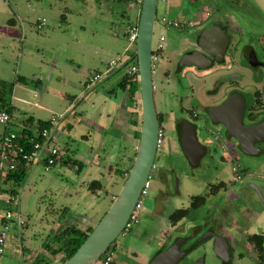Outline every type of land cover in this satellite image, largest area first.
Masks as SVG:
<instances>
[{"label":"rangeland","instance_id":"1","mask_svg":"<svg viewBox=\"0 0 264 264\" xmlns=\"http://www.w3.org/2000/svg\"><path fill=\"white\" fill-rule=\"evenodd\" d=\"M26 1H0V80L6 82L5 103L9 106L13 104L15 107L12 130L18 131V127L29 117H34L35 120L37 118L49 120L55 117L58 125L60 123L61 125L57 126L58 134L54 135L52 143L62 151L67 147L69 150L67 149L68 153L64 155L63 160L56 162L47 171L42 164H38L32 172L31 167L24 183L19 188H15L17 202L13 205L0 204L4 210L11 211L15 224L14 228L9 224L8 239L5 251L0 255V264H29L37 253L47 256L53 264H59L62 255L57 252V247L46 244L49 234L74 225L78 215L91 218L95 222L100 220L111 205L112 196L119 193L126 178L115 179L117 184L111 187L110 184L114 181L113 179L111 181V177H108L106 172L76 171L77 168L72 163H63L65 159L72 160L76 157L74 150L80 143L79 141L76 145L68 143L67 132L62 133V127L66 121H70L66 112L62 113V108L69 101L67 103L66 98L61 99L54 93H50V97L46 94L42 97L45 89L36 90L33 81L39 79L45 82L48 68L51 67V59L54 58V47L57 46L55 43L60 40L66 41V37L80 35L82 24H87L86 28L91 27L98 32L110 28L113 31L117 29L127 47L124 51V61L117 66L116 73L92 85L93 90L100 89L101 86H113L119 83V78L122 76L129 78L127 72L130 66L136 63V59H131L134 51L125 33L132 20L131 15L135 10L140 13V8L128 0H63L61 5L66 11L62 14L69 22L66 29L61 26L63 24L60 17H56L58 15L54 11L59 7L57 4L54 5V0H38L39 4L35 0H30L31 5ZM195 1L197 2L193 3V6L184 5V14L198 12L204 6L202 14H208L207 17L196 18L199 24L192 26L182 21L180 14L183 12H180L178 15L180 20L176 21L179 27L176 28L160 25L162 18L170 21L175 14L169 12L167 2L158 0L152 44L155 45L162 34L164 48L159 54L156 73L153 74L154 101L157 109H159L160 96L158 92L161 89L160 82L164 73L171 70L178 61L180 63L186 50L194 49L193 42L196 33L200 30L199 25L208 27L217 23L224 27L229 26L228 28L231 29L229 35L232 39L233 30L237 32L238 29L241 44L249 41L255 45L263 41L261 36L264 35V0ZM51 2L54 6L49 9L48 5ZM39 9L46 10L40 12ZM43 17L45 26L38 28L36 18L42 20ZM50 57L52 58L49 59ZM124 63L126 64L122 66ZM257 73L258 78H264V70L259 69ZM223 77L221 73H214L202 81H197L192 74H187L180 76V85L171 81L164 87L163 93H175L185 98L191 90L198 96L201 92L202 98L199 96V102L186 103L185 106L191 109L203 106V100L204 104L216 103L225 98L224 88L227 83L221 82L219 94L207 100V97L203 96V90L210 91ZM19 79H25V84L19 85L17 83ZM34 92H37L36 97L33 96ZM67 94L75 96L78 92L69 89ZM35 103L38 106H35ZM168 107L170 115L178 112V104L171 103ZM180 109L182 110L181 107ZM140 111L138 106L137 113L140 114ZM202 113L203 111H200V114ZM171 118L174 116L169 117L171 120L169 124L163 122L161 144L163 151L159 152L160 148H158L156 152L154 163H157V173L154 169L150 172L149 188L139 199L141 206L136 212V222L125 229L109 249L113 260L116 264H148L159 248L165 249L175 240L183 239L180 250L187 249L191 245L192 251L187 250L176 264H194L200 258L204 259L202 264H264V254L261 262L254 245L247 240L252 234L264 236V141L255 147L257 152L253 155L242 153L238 147L235 149L234 145V153L230 155L222 149L218 150L212 140H209L211 134L208 131L199 130L198 140L210 152L203 155L197 164L192 165L184 157L175 135L174 121L177 119ZM190 119L195 121L191 117ZM3 130L4 127L0 125V136ZM125 161L124 159L120 162L117 168H127L129 163ZM169 169L175 173L176 179L171 181L169 178L168 187L158 174L167 176L170 174ZM92 181L101 184L100 189H97V186L92 187L95 193L88 190ZM235 190L237 196L239 194L240 196L233 203L228 202V194ZM159 192H163L164 195L160 197ZM195 196L205 198L204 204L192 210L190 217L171 226L168 221L169 215L176 210L188 208L191 199ZM222 207L224 211L219 210ZM64 208L69 210L66 219L69 217L68 220H71V214L74 219L69 222L66 219L59 222L58 216ZM218 210L220 212H217ZM17 213L19 227H17ZM217 218L222 225L225 223L228 225L225 228L226 235L223 230L220 232L218 228L216 229L217 236H227L230 251H228L229 259L225 263L214 254L211 240L198 242L208 228L213 231L220 225V222L215 221ZM201 222L204 224L198 226ZM131 251L136 254V258Z\"/></svg>","mask_w":264,"mask_h":264},{"label":"crops","instance_id":"2","mask_svg":"<svg viewBox=\"0 0 264 264\" xmlns=\"http://www.w3.org/2000/svg\"><path fill=\"white\" fill-rule=\"evenodd\" d=\"M35 1L39 4L38 0ZM26 2L28 5H31L30 0H27ZM162 2H167L168 9H170L169 12L171 11L175 14V17L172 18L173 21H179L180 19H178V15L180 12H183L180 16L182 21L187 22V25L197 26L199 23L196 18L203 19V17L206 18L208 15L202 14L204 6H202L198 12H192L189 15L184 14V5L188 4L193 6L192 4L197 2L195 0H163ZM54 3V5L57 4L59 7L54 11L57 12L58 16L56 17H60L61 24H63L61 26L67 29L69 22L62 14L66 11V8H62L63 6L61 5L63 0H54ZM53 4L52 2L49 3L48 8L51 9ZM44 10L41 9L40 12H44ZM61 10L62 12H59ZM139 15L140 13L138 10H135L131 15L132 20L128 25L126 33H128L131 26L138 25ZM42 20L36 18V26L38 28L45 26L44 17ZM9 23L11 24L12 22ZM217 25L219 26V24ZM86 27L87 24L80 25V35L72 36L71 38L66 37V41L60 40L55 43L57 46L54 47V58H49L51 59V67L48 68L46 78L44 79L45 82L43 83V81L37 79L33 81V83L36 90L40 88L45 89V93L42 97L45 94L50 97V93H54L60 96L61 99L66 98L67 103L69 101L68 104H64L62 113L66 112L70 121H66V124L62 127L63 129H61L62 133L63 131L67 132L68 143L76 145L78 141L80 142L79 147L77 145L74 150V157L76 156L74 160L81 165L80 170H78L77 165L73 164L77 168L76 171L82 170L87 173H90L93 170L99 171L100 173L106 172L107 176L111 177V181L112 179L114 181L110 184V186L113 187V185L117 184L116 180H124L127 177L131 168V159L135 156L138 147L139 139L137 134L140 132L141 126V111L140 114L137 113L138 106L141 109L139 81L135 76H130L129 78L122 76L119 78V83H116L113 86H101L100 89L93 90L92 85L98 83L104 77L108 79L116 73L118 70L116 68L120 64L110 66L109 63L111 61L124 59V51H126L127 47L124 45V39L121 37L120 31L117 29L115 31H113L112 28L101 32L99 31L101 33L99 34L97 30L91 29V27ZM204 28H206V26L199 25L200 30L195 35L194 43L197 42L198 36ZM126 33L125 36H127ZM63 34L65 35L66 31ZM47 38L51 41L53 40L49 37ZM213 38L212 43H214ZM189 50H186L183 56L188 54ZM33 55L34 54H31V56ZM106 58L110 59L105 61L104 59ZM180 63V66H184ZM94 75H100L101 78L98 81L91 83L90 79ZM74 77H77V79ZM24 81L26 80L24 79ZM17 83L19 85L25 84L21 79L17 80ZM67 89H70L73 92L77 91L78 94L75 96L67 94ZM86 90L89 91L86 92ZM36 93L37 92L33 93L34 97L37 96ZM35 106L38 105L35 103ZM14 108L13 104H11L12 123L14 120ZM29 118L34 122L48 121V119L42 120L37 118L35 120L34 117ZM25 122L26 121H23L22 125L18 128L21 129ZM59 125H61V123ZM57 132L58 130L56 129L55 134ZM67 149L63 150L64 154L62 160L64 155L68 153L69 149ZM86 157H89V159ZM124 159L127 164L129 163L127 168L123 167L118 169L117 167ZM100 188L101 184H99V187L97 186V189ZM88 190L95 193L93 190ZM109 194L112 196L110 192ZM239 196L240 194L237 196L236 191H230L227 201L233 203ZM112 197L113 200L114 196ZM222 209H224V207L219 210L221 211ZM219 210L217 212H220ZM68 219L69 217L66 221ZM70 219H74L72 214ZM77 219L78 220L75 219L74 225H69L67 227H75L82 232H87L88 229L93 228L99 221L95 222L91 220V218L82 215H78ZM71 220H68V222ZM217 221L220 222L219 220ZM219 224L220 230H223L225 233V228H227L228 225H226V223L222 225L221 222ZM233 228L235 229V227ZM63 229L54 232V234L60 233ZM224 235H226V233ZM224 235H222V237L227 241V236ZM114 247L116 246L114 245ZM158 251H160V248L157 252ZM131 254L133 256L135 255L136 258V254L133 251H131ZM110 264L116 263L112 260Z\"/></svg>","mask_w":264,"mask_h":264},{"label":"water","instance_id":"3","mask_svg":"<svg viewBox=\"0 0 264 264\" xmlns=\"http://www.w3.org/2000/svg\"><path fill=\"white\" fill-rule=\"evenodd\" d=\"M157 3L158 0L142 1L135 51L131 57V59H136L138 66L141 105L140 137L131 168L108 210L92 228L83 243L63 264H95L102 257L117 237L125 231L152 170L159 133V122L154 101L153 73L151 70V46L154 23L157 20ZM212 38L214 43H212ZM226 44L225 34L218 25L204 28L197 39L199 48L205 55L211 56L214 61L220 60ZM205 55L194 51L191 54L184 55L180 64L194 65L203 69L207 65H202L200 61H210ZM251 60L254 59L251 58ZM235 99L236 96L232 95L221 105L210 108L207 115L213 123L220 124L225 128L226 137L237 140L239 150L242 153L253 155L257 152L255 144L264 141V122L253 126H244L242 124L243 102L239 95H237V117L230 116L232 115L231 111H233ZM180 144L185 157L190 163L195 164L200 156L201 146L196 139L193 126L189 123H185L181 130ZM36 164L35 162L32 166L31 172L36 167ZM16 219L19 224L18 213ZM207 236L201 237L198 242H201ZM210 236L214 239V254L223 262H227L229 259V245L226 239L216 234H210ZM182 243L183 239L175 240L167 248L158 251L148 264H176L185 255L184 251H180ZM203 260V258H200L194 264H202Z\"/></svg>","mask_w":264,"mask_h":264},{"label":"flooded vegetation","instance_id":"4","mask_svg":"<svg viewBox=\"0 0 264 264\" xmlns=\"http://www.w3.org/2000/svg\"><path fill=\"white\" fill-rule=\"evenodd\" d=\"M213 25H217V23ZM219 26L221 30L224 32L226 41H227L225 50L223 54L221 55L220 60L214 61L211 56L205 55L203 53V51L197 45V42L195 43L193 42L194 49H190L188 51V54H191L194 51L199 52L205 55V57H207L211 62L208 60L200 61L202 65L203 64L207 65V67L201 69L194 65L180 66L179 61H178L171 70L166 71L164 73L163 80H161L162 82H160V86L162 90L160 89V91L158 92V95L160 94L159 106H158L159 109L156 108V111L158 110L157 111V117H158V122H159V133L158 134H160V137H159V143L157 144V150L158 148H160L159 152L163 151L161 148L163 122H167V124H169L171 121L169 117L174 116V118H171V119H177V121H174V124H175L174 131H175V135H176L179 147L183 155H184V152L180 144L181 130L183 126L185 125V123H189L193 126L196 139L199 145L201 146L200 156L195 164L198 163V161L201 159L203 155H206L207 153L210 152V150L206 146H204L203 144H201V142H199L198 140L199 130L201 132L208 131L211 134V136H209L210 139L209 138L208 139L212 140V143L215 144L218 150L222 149L223 152L233 155L234 153L233 145L235 149H237V147L239 148L237 140L233 138H228L225 136L226 131L222 125L215 124L209 119L207 112L210 108L221 105L229 97H231L232 95H235L236 99L234 102L233 111H231L232 115H230L235 118L237 117V109H238L237 95H239L243 102L242 120H241L242 124L244 126H253V125H258L264 122V78H258L259 76L257 75L258 74L257 71L259 69L264 70V35L261 36V40L263 41H260L256 43L255 45H252L249 41L244 44H241V36L239 34L238 29H237V32L233 30L234 36L232 39V36L229 35L231 31V29L228 28L229 26H226V27L222 25H219ZM251 58L254 60H251ZM214 73H221L224 75V77L221 79L220 82H218L220 84L217 83V85L215 87L213 86L210 91L203 90V96L207 97L206 98L207 100L209 97H214L218 95L220 92L221 82L227 83L226 84L227 86H225L224 88L225 98L216 103L204 104V100H203V106H196L193 109H191L185 106L186 103L188 101H190V103L199 102L200 101L199 96H201L202 98L201 92L199 93V96H198L197 93H194V91L191 90L190 93H188V95H185V98L182 96L176 95L175 93L173 94L163 93L164 87L166 85L168 86V84L171 81H174L176 84L178 83L180 85V81H179L180 76H187V74H192L197 79V81H202L205 79V77L209 75H213ZM170 97L171 99H169ZM184 101H185V104H184ZM171 103L173 105L174 103L178 104V112L173 115H170L171 112H170V108L168 107V105H170ZM189 106H191V104ZM180 107L182 108V110L180 109ZM194 109H196V111ZM200 111H203V113L200 114ZM190 117L193 118L195 121L191 120ZM226 121L228 120L226 119ZM260 135H263V134H260ZM260 143L261 142L256 143L255 147H257V145ZM195 164H192V165H195ZM156 168H157V163L153 162L152 169L155 170L154 171L155 173H157ZM169 173L170 174L167 176L161 173L158 174V176L161 178L163 183H165L168 187H169L168 179L170 178L171 181L176 179L174 175L175 173L171 169H169ZM224 191L226 190L224 189ZM162 195H164V193L159 192V196L161 197ZM155 208H157L156 204H155ZM155 211L156 210L154 209V213ZM222 211H224V209H222ZM217 220H219V218L215 219L216 222ZM202 224L204 223L201 222L198 226ZM216 229L220 231V226L216 227L213 231L210 228H208L203 234V236H207V235L208 236L202 241L211 240L213 242L214 239L213 237L210 236V234H216ZM191 248L192 247L190 245L189 247H187V249H181L180 251L186 252L187 250H189L191 252L192 251Z\"/></svg>","mask_w":264,"mask_h":264},{"label":"built area","instance_id":"5","mask_svg":"<svg viewBox=\"0 0 264 264\" xmlns=\"http://www.w3.org/2000/svg\"><path fill=\"white\" fill-rule=\"evenodd\" d=\"M5 1V0H0ZM136 7L141 8L143 0H128ZM163 1V0H162ZM160 24L164 27H178L179 24L173 20H166L162 18ZM138 25L130 27L127 33L128 42L132 45L133 51H135V42L137 39ZM164 36L160 35L155 45L151 46V70L152 73H156L157 63L159 61V54L162 52L164 45ZM124 60L111 61L110 66L121 64ZM130 76H135L138 79V66L137 63L132 64L127 72ZM101 78L100 75H94L90 79L91 83L98 81ZM47 123L49 128L40 129L38 125L31 126L30 134L28 137L23 136L22 127L18 131L12 130V117L7 112H0V125L4 127V130L0 136V204L13 205L16 201V196L11 193L8 185L3 183V179L9 173L17 172L20 168L29 169L36 162L42 164L45 171H47L52 165L60 161L63 156V151L52 143L54 138L58 122L55 117H51ZM27 128V127H26ZM54 131V132H53ZM53 132V135L51 136ZM160 134H158L159 143ZM149 188V178L145 183L142 191V195L146 194V189ZM141 206L139 200L134 212L132 213L129 223L126 226L128 229L134 222H136V212ZM9 224L14 228L15 224L11 211L4 210L0 207V255L5 251L6 242L8 239V227ZM17 227L19 224L17 223ZM111 247V246H110ZM108 250L102 255V257L95 264H110L112 262V252Z\"/></svg>","mask_w":264,"mask_h":264},{"label":"trees","instance_id":"6","mask_svg":"<svg viewBox=\"0 0 264 264\" xmlns=\"http://www.w3.org/2000/svg\"><path fill=\"white\" fill-rule=\"evenodd\" d=\"M21 80L25 82L23 79ZM5 86H6V82L0 80V112H3V111L7 112L11 116L12 115L11 106L5 103V98H4L5 97V89H4ZM25 121L26 122L24 123V126H23L25 127V129L23 130V136L25 137L29 136L30 131L27 129H30L31 126L33 125H38L40 129L49 128V123L47 122H42V121L34 122L30 118ZM137 137L139 139L140 132H138ZM133 159L134 157L131 159V162H133ZM60 160H62V158ZM67 162L77 165L78 170H80L81 168L80 163H77L74 159L72 160L66 159L63 161L64 164H67ZM29 170L30 168L29 169L20 168L17 172L9 173L5 176V178L3 179V183L9 186L11 193H13L14 195L17 194V191L15 190V188H19L24 183V181L26 180L28 176ZM94 186L99 187V183L95 181L91 182L88 186V189L92 190V187ZM204 202H205V198L201 196L193 197L191 199V203L188 208L176 210L169 215L168 217L169 224L171 226H175L182 219L190 217V212L194 210L196 207L204 204ZM68 213H69V210L67 208H64L58 216L59 222L65 220ZM91 231H92V228L88 229L87 232H82L76 229L75 227H67L58 234L50 233L49 237L46 239V244L52 247H57V252L62 255V258L59 264H63L70 256L73 255V253L83 243V241L86 239L87 235ZM247 240L254 245L257 251L258 257L262 262L263 254H264V246H263L264 237L258 234H252L248 236ZM29 264H53V263L44 254L37 253Z\"/></svg>","mask_w":264,"mask_h":264}]
</instances>
